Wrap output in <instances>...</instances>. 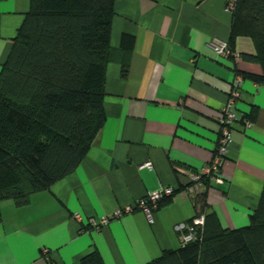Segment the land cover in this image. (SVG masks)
Returning a JSON list of instances; mask_svg holds the SVG:
<instances>
[{
	"label": "crops",
	"instance_id": "crops-1",
	"mask_svg": "<svg viewBox=\"0 0 264 264\" xmlns=\"http://www.w3.org/2000/svg\"><path fill=\"white\" fill-rule=\"evenodd\" d=\"M225 2L114 0L105 124L71 174L32 194L24 207L0 202V264H79L94 252L103 264H148L181 247L174 227L202 212L203 196L222 229L248 225L264 193V85L242 79L222 180H189L212 160L235 77L264 75L261 65L242 58L256 55L248 36L235 39L228 58L209 48L230 38ZM29 10L30 0H0V71ZM126 36L133 39L129 50L122 47ZM253 108L257 118L247 127ZM147 162L151 169L142 167ZM163 187L174 194L152 224L139 210L117 216ZM104 217L101 228L86 226Z\"/></svg>",
	"mask_w": 264,
	"mask_h": 264
},
{
	"label": "trees",
	"instance_id": "trees-1",
	"mask_svg": "<svg viewBox=\"0 0 264 264\" xmlns=\"http://www.w3.org/2000/svg\"><path fill=\"white\" fill-rule=\"evenodd\" d=\"M113 8L114 0H30L0 71V202L24 207L32 194L71 174L104 126ZM232 18L230 51L238 36H248L256 55L242 58L264 69V0H237ZM123 39L129 50L133 39ZM127 67L124 62L123 77ZM242 79L264 85V75ZM257 113L253 108L246 122ZM197 203L204 216L197 240L148 264H264V193L248 225L238 230L222 229L205 211L204 196ZM79 264L103 262L94 252Z\"/></svg>",
	"mask_w": 264,
	"mask_h": 264
},
{
	"label": "built area",
	"instance_id": "built-area-1",
	"mask_svg": "<svg viewBox=\"0 0 264 264\" xmlns=\"http://www.w3.org/2000/svg\"><path fill=\"white\" fill-rule=\"evenodd\" d=\"M237 0H226L225 11L232 13L235 9ZM209 48L218 57L228 58L233 55L230 51L227 43L225 42H211L208 44ZM241 84L242 77L236 76L231 84L228 98L221 110V116L217 120L219 126V137L216 142L215 149L213 151V157L211 162L202 167L196 172L189 174V180L192 184H202L205 180L209 181H221L222 180V164L226 158L230 142H231V126L233 123L238 121V117L235 112L236 103L240 100L241 96ZM246 126L249 127L251 123L245 122ZM142 167L151 169L152 166L149 162L145 163ZM174 194V189L159 188L156 191L148 192L136 201L133 205H128L122 210L117 212V216L122 214H130L135 210L141 211L147 222L152 224L154 222V215L159 210L160 203L171 197ZM74 220L81 223L82 217L79 214H74ZM108 222V218L104 217L101 219L90 218L87 220V227L93 229H99ZM204 225V216L197 214L188 223H179L174 227V230L178 233L181 246H184L190 242L197 240V234Z\"/></svg>",
	"mask_w": 264,
	"mask_h": 264
}]
</instances>
